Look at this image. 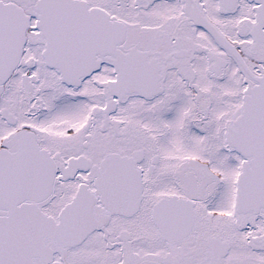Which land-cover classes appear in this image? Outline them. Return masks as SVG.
I'll list each match as a JSON object with an SVG mask.
<instances>
[{"label":"snow or ice","instance_id":"1","mask_svg":"<svg viewBox=\"0 0 264 264\" xmlns=\"http://www.w3.org/2000/svg\"><path fill=\"white\" fill-rule=\"evenodd\" d=\"M0 264H264V0H0Z\"/></svg>","mask_w":264,"mask_h":264}]
</instances>
